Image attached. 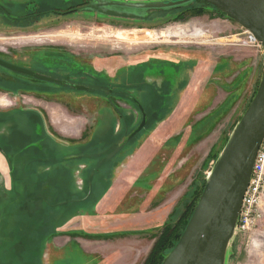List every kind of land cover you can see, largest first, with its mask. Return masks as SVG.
Returning <instances> with one entry per match:
<instances>
[{"label":"rangeland","instance_id":"1","mask_svg":"<svg viewBox=\"0 0 264 264\" xmlns=\"http://www.w3.org/2000/svg\"><path fill=\"white\" fill-rule=\"evenodd\" d=\"M41 3L0 0V6L13 18L35 10V5L39 11L66 7L55 5V1ZM88 15L86 11L65 17L51 13L38 20L12 22L0 10L1 58L65 77L73 68L61 62L64 57L108 80L93 83L104 93H85L23 79L0 68L4 81L0 84V264H87L90 259L101 262L103 258L114 264L133 256L137 238L145 246L139 250L143 252L139 264H143L165 222L178 223L198 203L212 168L257 93L264 70L263 50L232 44L244 29L212 6L197 3L191 9L152 11L141 21ZM59 30H69L72 36L38 41V35ZM82 33L90 35L86 38ZM151 59L164 60L153 61L146 74L149 83H168L162 95L167 96L164 104L171 109L163 120L154 121L150 116L154 110L151 104L112 105L95 97L100 93L111 97L106 91L120 87L134 64H148ZM34 113L42 117L39 127L36 120L20 119ZM54 114L66 116L58 118L60 126L53 122ZM144 114L148 125L126 141ZM113 116L115 122L109 120ZM118 127L120 131L115 132ZM41 133L60 146L51 172L62 178L70 175L68 183L72 185L58 181L47 190L35 189L28 172L21 175L23 168H15L22 147L33 142L38 145ZM125 141L128 143L121 148ZM88 142V155H95L92 161L82 157L81 162L70 164L68 158L80 155ZM102 151L104 154L96 155ZM8 152L12 157L7 159ZM33 154L34 150L29 155ZM104 156L112 159L107 163ZM39 167L42 173L50 169ZM93 178L100 180L99 185ZM34 191L32 198L21 197ZM57 193L62 200L85 201L57 210L44 207L46 201L41 203L40 198L49 200ZM19 198L23 202H18ZM30 219L38 220L31 237L12 231L18 222L33 225ZM60 219L55 234L52 224ZM87 241L89 247L102 248V258L90 256ZM226 264H264V223L254 233L234 235Z\"/></svg>","mask_w":264,"mask_h":264},{"label":"water","instance_id":"2","mask_svg":"<svg viewBox=\"0 0 264 264\" xmlns=\"http://www.w3.org/2000/svg\"><path fill=\"white\" fill-rule=\"evenodd\" d=\"M194 1L196 0L118 3L97 0L94 4L78 9L119 18L141 19L147 16L148 12L179 9ZM202 1L216 7L252 33L262 45L264 54V0ZM108 6L127 8L135 12L109 9ZM0 66L40 81L65 84L64 81L44 76L3 59H0ZM73 87L78 90L86 89L78 85ZM145 123L144 114L142 123L130 137L135 136ZM263 140L264 70L257 93L212 168L206 187L182 237L162 264H226L228 248L235 235L243 198Z\"/></svg>","mask_w":264,"mask_h":264},{"label":"trees","instance_id":"3","mask_svg":"<svg viewBox=\"0 0 264 264\" xmlns=\"http://www.w3.org/2000/svg\"><path fill=\"white\" fill-rule=\"evenodd\" d=\"M197 3H203L204 5H208V6H212L209 3L202 1V0H196L194 2H192L191 4L187 5V6H183L179 9H174V10H159V11H164V12H171V11H178L181 9H191L193 8ZM41 5H43V3H41ZM214 7V6H212ZM216 8V7H214ZM217 9V8H216ZM41 11L43 10H47V9H42L40 8ZM218 10V9H217ZM219 12H221L220 10H218ZM222 14H224L223 12H221ZM225 15V14H224ZM34 80V79H32ZM37 81V80H34ZM157 92V91H156ZM156 92L152 93V97L154 96L155 98L158 96L159 99H155V100H160L161 97L163 98L164 95L162 94H158ZM153 97V98H154ZM165 102L161 101H154L152 103H150L153 107V113L152 116L154 121H158V120H163L166 115L170 112V105H166L164 104ZM164 106H166L164 108ZM24 116L21 117L22 118H27L28 121L29 120H36L38 127L41 125L42 123V117L40 114L38 113H34V114H27L25 116V114H23ZM159 115V116H158ZM17 117V116H16ZM160 117V118H157ZM18 118V117H17ZM19 119V120H20ZM19 120L17 122H19ZM148 121V120H147ZM130 125H131V119H129ZM148 124L146 123L145 127L143 128V130L146 128ZM133 131V130H132ZM130 131V133L132 132ZM3 144V143H2ZM88 144H85L83 146V148L81 149V154L80 155H74V156H70L68 158V162L70 164H74V161H79L81 162V158L82 157H89L90 160L92 161V159L95 157V155H88ZM60 146H58L57 143L51 142L49 141V138L44 135L43 133L40 134L39 136V143L38 145H36L34 142L31 144V146H29V144H27L25 147H22V151H20V153H18V157L21 156L22 158H15V162H16V167H20L23 168V170L20 172V174L22 175L24 173V171L26 170L28 172V175L31 179V183L35 186L34 188L36 189V186L43 188V190H47L49 188V186L51 187V185L58 183V181H60V183H65L66 185H72L73 183H68L71 179L70 175L65 176L64 178L62 177H57V175L53 174L51 171V166L53 165H57V153L58 150H60L59 148ZM96 150L99 149V147L96 145L95 146ZM34 150V154L33 155H29L30 152ZM108 150V149H107ZM107 150L105 152H107ZM85 154V155H82ZM90 154H94V152H91ZM99 154H104V152H97L96 155ZM8 155L9 158L12 157V153L8 152L7 154V159H8ZM36 157V158H35ZM101 157V155L99 156ZM108 158V160H106L105 156H104V161L105 162H110ZM39 166H49L50 169L47 170V172L42 173L41 169ZM17 171V169H16ZM98 171V167L95 169V173H97ZM14 172V171H13ZM52 173V174H51ZM23 180V176H20ZM94 180V184L99 185L100 180L97 178H93ZM108 184V188L111 185V182L107 183ZM207 184V183H206ZM64 186V185H63ZM206 187V185H205ZM58 191L61 190L59 187H57ZM58 195H54V197H52L51 199H44V198H40L41 203L42 200L46 201L44 203V207L49 206L54 210H57L59 207L62 206H70V207H77L80 204H82L83 201L85 200H80V198L78 199H73V200H62L59 198L60 193H57ZM72 194V193H71ZM24 195H29V198H32L35 195V191L31 192V193H27V194H23L21 195V197L23 196L25 198ZM22 197V198H23ZM23 198V199H24ZM92 198V197H91ZM90 198V200H91ZM37 199V198H36ZM96 200H99L95 197ZM18 202H23V200L21 198H19ZM197 204L192 205L189 209L188 212L185 213V215L187 214V216H184L182 218L181 221H179L177 224L172 222V221H167L165 222V224L163 225L162 229H161V234L159 235L158 239L156 240V242L154 243V246L152 248V250L150 251V254L148 255V257L146 258V260L144 261L143 264H162L164 259L166 258V256L174 249V247L177 245V243L179 242L180 238L182 237L193 213L195 210ZM62 219L58 220L57 222H54L52 231L53 233H57L56 228L59 227V224L61 223ZM31 223H34L31 226L25 225L24 223H17L18 226H13L12 227V231L15 230V232L17 234H20L21 237H24L25 235L23 233H26L27 238L31 237L33 235V233H35L37 231L36 225L35 223L38 222L37 219H30ZM40 225V224H39ZM3 228V227H2ZM9 229V228H7ZM51 231V230H50ZM55 233V234H56ZM100 236L96 237L99 238ZM31 244H28L27 247H32L33 246H29ZM37 250V248H36ZM169 251L167 254H164L166 251ZM32 252H30V254H32ZM38 254V251H36V253L33 254V256L36 257V255ZM25 255V253H24ZM41 264V263H38ZM43 264V263H42Z\"/></svg>","mask_w":264,"mask_h":264},{"label":"flooded vegetation","instance_id":"4","mask_svg":"<svg viewBox=\"0 0 264 264\" xmlns=\"http://www.w3.org/2000/svg\"><path fill=\"white\" fill-rule=\"evenodd\" d=\"M50 1H55V5L64 4V5H61V6H63V8H64V6H66V7L64 9H60V7L56 6V7H54V9H52L50 11L49 10L39 11V10H37L38 6L35 5L34 6L35 10H28L27 14L23 15V17H20L18 19H13L12 17H9V15L6 14V13H8V11L4 7L0 6V10L6 16L7 20H10L12 22H21V21H28V20H35V19L38 20V17L45 16V15L51 14V13L55 14L57 16L65 17V16L77 14L80 11H86L87 14H89L88 16L91 17V18L92 17H96L97 19H99V18L101 19L102 17L119 18V17H116V16L103 15V14H100L98 12L78 9V8H81V7H86L88 5L94 4V3L97 2V0H48V2H50ZM100 1H102V2H104V1H106V2H118V3H135V1H133V0H100ZM35 2H36V0H35ZM39 3H41V0H39ZM108 8L109 9H115V10H124V11H129V12H135L134 10H131V9L122 8V7H116V6H108ZM60 12H62V14H60ZM144 15H145V13H144ZM145 17L146 16H144L141 19H130V18H125V19L134 20V21H141V20H144ZM120 19H122V18H120ZM71 34L72 33H70L69 30H59V31H54V33H52L50 35H48V34L38 35L37 37H38V41H42V39H47L48 40L49 37H53V38L62 37V38L68 39V38H70L72 36ZM117 34H116V36H117ZM83 35H86V38H87V36H89L90 33L89 34H83ZM23 38L26 39V38H30V37H23ZM73 38L77 39L76 36H73ZM51 41L55 42V41H59V40H51ZM52 57L55 58V56H52ZM0 59H3V60H5V61H7L9 63L15 64L10 59L6 60V59L1 58V57H0ZM153 61H158L160 63V62H162L164 60L151 59V60H149L148 64H146V63L134 64V66H132V68L130 69V72L126 75V78L130 79L129 81H126V78H125L123 83L121 82V86L120 87H117V88H113L112 87V88H109L106 91L108 94H111V97L104 96L102 93H100V96L97 95L95 97L97 99L103 101V102H106L107 104H112V105L150 104V103H152L154 101H161V100L163 102H165L166 99H167V96H163V98L161 97L160 100H155V99H159V97L157 96L155 98L153 96L154 97L153 98L152 97V93L153 92H151V91H152L153 88H156V91H158L156 93L162 94L163 89L164 88L167 89V86H168L167 81L163 80L161 82V84H159V85L158 84L154 85V82L153 83H149V82H152L150 80H148L149 82L147 81L146 74L149 72L148 71L149 69L153 68V66H152ZM36 62H39V64H40V60H37ZM61 62H66L69 67L72 66V68H73L71 70V72L69 73V75H67L65 77H63V76L61 77V76H57V75L56 76H52V75L44 74L42 72H36V71H34L33 69H31L29 67H25V66H22V65H19V64H15V65L30 69V70H32V71H34L36 73H39V74H42L44 76H48V77L54 78L56 80L64 81L65 84L40 81V80L34 79L32 77L25 76L23 74H19V73L13 72V71L8 70V69H6L4 67H1V66H0V68H3L4 70L11 71V72H13L14 74L18 75L19 77H21L23 79H31V80L34 79V80H37L38 82H45V83L57 85V86H59V87H61L63 89L73 90V91H76V92H85V93H91V91H96V92L100 91V92L104 93L103 89L99 90L97 87H95L93 85V83L98 84L100 81H106V82L108 81L107 79H105L103 77L104 76L103 74H95L96 72H94L92 69H90V68L86 69L87 67L81 66L80 64L76 65L71 60H69L67 58H64V57L61 58ZM162 64L163 65L161 67L163 68L164 62ZM77 69H79L80 71L77 70ZM163 70L164 69H161L159 72H162ZM80 72H81V74H80ZM71 73H73V74H71ZM77 76H79V77H77ZM2 78L3 77L0 74V84L4 82V81H2ZM146 84H148V86H146ZM73 85L74 86H76V85L84 86V87H86V89L78 90V89L74 88ZM0 87H1V85H0ZM56 115H58L60 117H63L60 114H56ZM102 117H104V116H102ZM143 118H144V115H143ZM24 119L28 120L27 118H24ZM109 120H113V122H115L116 119L113 116V117L109 118ZM147 120L148 119H147V116H146V122H147ZM145 125H146V123H145ZM142 129L138 133H140L142 131ZM115 130H116L115 132H119L120 128L118 127ZM47 134H48V132H47ZM129 136L130 135H128V138L126 140L128 142L131 139H133V137H134V136L133 137H129ZM48 138H49V141L57 143L56 140H54L52 137L50 138V135L48 136ZM126 141L121 145V148H123L128 143ZM60 145H62V144H60ZM8 177H9V175H8Z\"/></svg>","mask_w":264,"mask_h":264},{"label":"built area","instance_id":"5","mask_svg":"<svg viewBox=\"0 0 264 264\" xmlns=\"http://www.w3.org/2000/svg\"><path fill=\"white\" fill-rule=\"evenodd\" d=\"M234 45L253 47L262 50V45L252 33L243 30L240 38L233 41ZM264 223V140L259 148L253 167L251 179L245 192L235 234L256 232Z\"/></svg>","mask_w":264,"mask_h":264},{"label":"crops","instance_id":"6","mask_svg":"<svg viewBox=\"0 0 264 264\" xmlns=\"http://www.w3.org/2000/svg\"><path fill=\"white\" fill-rule=\"evenodd\" d=\"M258 51H260V50H258ZM261 53V52H260ZM261 56V55H260ZM51 118H52V120H53V122H57V124L59 123V126H60V121L58 120V118L59 119H65L66 118V116L65 117H61L60 118V116H58V115H56V114H54V115H52L51 116ZM55 120V121H54ZM56 124V123H55ZM159 132L160 133H162V130L160 131L159 130ZM133 177V176H132ZM132 177H130V179L132 178ZM112 185H113V181H112ZM112 231V230H111ZM119 231H121V230H119ZM116 232H117V230H116ZM112 237H115L116 239H126V236L124 237H122L121 235H113ZM135 237V236H134ZM128 240H130V239H128ZM137 240H139V241H136L135 243L137 244L135 247H134V253H133V256L131 255L130 257H123V258H120V259H118L117 260V262L116 263H114V264H139V262H140V259L143 257V252L142 251H139L140 250V248H141V246L142 247H145L144 246V243L142 242L143 240H140V239H138L137 238ZM95 243H99L98 241H94ZM90 242H88L87 241V243H86V245H87V250H88V253L90 254V256H98V255H100V253H101V250H102V248L101 247H98V246H93V247H89V244ZM101 243V242H100ZM85 246V245H84ZM48 250V255L51 253V251L53 250V247H51L50 249L48 248L47 249ZM47 250H46V252H47ZM98 254V255H97ZM101 256V258L103 257L102 255H100ZM50 259V258H49ZM96 260V259H95ZM95 260H89V262L87 263V264H112V263H110L109 261H107L106 259H104L103 258V260H101V262H97V261H95ZM86 264V263H85Z\"/></svg>","mask_w":264,"mask_h":264},{"label":"bare ground","instance_id":"7","mask_svg":"<svg viewBox=\"0 0 264 264\" xmlns=\"http://www.w3.org/2000/svg\"><path fill=\"white\" fill-rule=\"evenodd\" d=\"M149 37V36H148Z\"/></svg>","mask_w":264,"mask_h":264}]
</instances>
